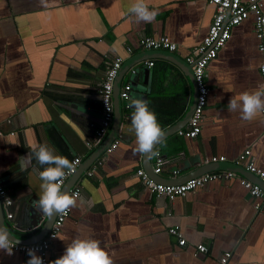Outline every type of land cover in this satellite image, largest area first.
I'll return each mask as SVG.
<instances>
[{
	"label": "crops",
	"instance_id": "obj_1",
	"mask_svg": "<svg viewBox=\"0 0 264 264\" xmlns=\"http://www.w3.org/2000/svg\"><path fill=\"white\" fill-rule=\"evenodd\" d=\"M133 2L0 0V179L12 200L7 206L0 199V218L23 241L49 233L57 214L48 217L35 207L42 191L39 172L47 165L25 158L30 146L48 144L70 161L80 157L72 180L87 201L71 209L52 241L51 255L62 256L76 238H91L113 264H218L225 251L232 253L229 264H264V205L255 209L258 200L240 185L238 172L172 201L152 194L136 174L142 169L157 181L177 184L234 169L264 189L239 160L249 149L247 161L264 168V112L245 121L239 112L227 110L231 98L264 85L254 18L234 26L207 64L209 92L201 131L187 138L171 127L193 106V63L187 58L207 34L214 7L207 0H147L159 14L151 23H137L127 11ZM148 35L166 36L177 48L155 55L138 46V39ZM114 56L123 59L115 80L119 93L127 84L132 89L127 100L113 91V111L118 98L122 110L117 148L103 151L88 166L109 133L87 146L101 118L97 90L106 62ZM133 97L148 102L164 132L153 149L165 158L159 175L152 170L155 155L134 152L133 109L128 107ZM212 156L225 160L212 162ZM65 187L66 182L62 192ZM172 226L181 229L184 246L169 234ZM199 243L207 246L206 253L196 251ZM28 259L19 251L8 255L0 250V264H26Z\"/></svg>",
	"mask_w": 264,
	"mask_h": 264
},
{
	"label": "built area",
	"instance_id": "obj_2",
	"mask_svg": "<svg viewBox=\"0 0 264 264\" xmlns=\"http://www.w3.org/2000/svg\"><path fill=\"white\" fill-rule=\"evenodd\" d=\"M207 2L214 7V13L210 26L202 42L195 48L194 55L187 58L189 62L193 63V76L197 87V96L192 114L185 127L177 131L179 135L187 138H195L201 131L209 92L208 84L205 79V70L207 64L210 60L216 57L217 52L225 45L230 37L232 28L246 20L249 16L254 18V33L258 39V50L262 56V63L260 64L259 69L261 74L264 75V0H207ZM138 46L146 50L161 49L174 51L177 48V45L168 37L152 35L140 37L138 39ZM127 50L131 51V47H128ZM122 62L123 59L120 56H114L106 62L104 76L97 90L98 100L101 106V118L97 125H93V139L92 142H86L87 146L99 144L109 132L114 112L112 102L114 83L120 71ZM146 63L147 66L153 65V61H147ZM132 73H135V69L132 70ZM131 89L132 86L130 84L125 85V87L119 93L120 98L127 100L129 98V92ZM11 134H13V132H11ZM118 144L119 139L115 138L105 149V152H112L117 148ZM155 153L157 154L155 155V164L152 170L155 175H159L162 171V166L165 163V158L160 152L156 151ZM249 154L250 150L246 149L239 155V160L243 161V168L246 171L252 173L259 181L264 182V168H260L253 162L247 161ZM224 160V156H212L210 158V161L212 162H222ZM71 162L74 164V169L72 171L65 169L66 175L61 181V189L64 186L66 180L77 171V168L81 163V159L79 156H75ZM101 162L102 161H99L98 164ZM177 171L178 170L176 169L173 172L176 173ZM92 172L93 171L89 170L87 174L90 176L92 175ZM136 174L139 176L144 186L152 194L157 197H165L172 201L175 198L185 196L190 191L206 186L211 181L231 179L237 173L231 170L207 172L196 177L188 178L177 184L157 181L142 169H137ZM239 176L238 181L240 185L247 190L252 198L258 200V202L255 203V209L258 210L264 205V189L258 182L247 177ZM68 193H78L79 196H81V187L75 184L69 189ZM0 199L7 206L12 202L7 190L2 184L1 179ZM70 211H68L66 215H56L51 229L45 238L33 242L19 241V243L13 248V251H19L27 254V250L29 248L36 249L37 255L43 258L44 264H51L52 261L60 257L59 255H51L52 241L59 234L61 226L68 217ZM7 216L9 218L12 217V213H8ZM168 232L169 234L178 238L179 246L185 245L186 241L183 238V233L178 226L170 227ZM196 251L199 253H206L207 246L203 243H199L196 245ZM231 255V251L223 252L219 256L218 264H229Z\"/></svg>",
	"mask_w": 264,
	"mask_h": 264
},
{
	"label": "clouds",
	"instance_id": "obj_3",
	"mask_svg": "<svg viewBox=\"0 0 264 264\" xmlns=\"http://www.w3.org/2000/svg\"><path fill=\"white\" fill-rule=\"evenodd\" d=\"M128 14L136 18L137 23H151L159 14L158 9L149 5L147 0H134L128 8ZM128 107L133 109L131 115V131L135 133V153L141 155H156L153 151L156 143L160 142L164 132L157 120L156 114L150 110L148 102L143 98H131ZM110 110V109H109ZM227 110L239 112L242 120L251 121L258 113L264 112V85L252 92H243L238 97L230 99ZM30 153L25 157L29 163L35 158L37 164L44 167L39 172L42 181L41 194L35 202L36 210L48 217L53 214H64L72 208L87 203L79 194L61 191V181L66 175L65 169L72 171L74 164L66 156L56 153L48 144L32 145ZM19 241L14 239L6 228L0 226V250L8 255L13 254V248ZM29 259L26 264H44L43 258L37 255V250H27ZM51 264H113L112 259L96 239H74L66 247L62 256Z\"/></svg>",
	"mask_w": 264,
	"mask_h": 264
},
{
	"label": "water",
	"instance_id": "obj_4",
	"mask_svg": "<svg viewBox=\"0 0 264 264\" xmlns=\"http://www.w3.org/2000/svg\"><path fill=\"white\" fill-rule=\"evenodd\" d=\"M153 51V50H152ZM156 52H155V55H158V52H159V50H155ZM192 67H193V65H192ZM121 69V68H120ZM121 74V70L119 71V73H118V75H117V79L116 80H118V78H119V75ZM190 78H191V75H190ZM192 80V83H193V86H194V91H195V94H194V98H195V100H194V102H193V106H192V108H191V110L189 111V113L186 115V117L184 118V123H183V121L182 122H180L179 124H176V125H174V126H172L171 128H175L176 127V130L175 131H178L179 129H181V127L185 124V122H187L188 120H189V118H190V116H191V114H192V111H193V108H194V105H195V101H196V96H197V87H196V83H195V80H194V77H193V79H191ZM116 82V86H115V84H114V92H118V95H119V90H120V88H119V82L117 83V81H115ZM116 88V89H115ZM114 94V93H113ZM121 116H122V110H121V105H120V100H119V98H118V102L114 105V113H113V120H112V127H111V129H110V131H109V133H108V136H107V138H106V142L102 145V146H100L97 150H96V152H95V155L92 157V159L89 161V164H88V166H90L92 163H93V161L95 160V158L96 157H98L100 154H102V152L103 151H105V149L111 144V142L116 138V135H117V129H118V126H119V124H120V121H121ZM186 125V124H185ZM184 125V126H185ZM170 128V129H171ZM172 129V130H173ZM166 131V130H165ZM169 133V130H168V132H166V134H168ZM158 143H156V145H157ZM155 145V146H156ZM236 165V164H235ZM87 166V167H88ZM227 169H229V168H227ZM231 169V168H230ZM233 171H234V169H233ZM235 172H238L240 175H242V176H245L243 173H241V172H239V171H235ZM250 173V172H249ZM252 174V173H251ZM74 178V176H72V178L70 177L68 180H70V181H66V187H65V192H67L68 193V191H69V189L74 185V183H75V181H73L72 179ZM248 178V177H247ZM262 183H264V182H262ZM56 216V215H55ZM55 218V217H54ZM0 225L1 226H3L4 228H6L7 230H8V232H9V234L14 238V239H16V240H18V241H23L21 238H19L18 236H16L15 234H13L8 228H7V226L5 225V223H4V220H3V217H1L0 218ZM29 240V239H28Z\"/></svg>",
	"mask_w": 264,
	"mask_h": 264
}]
</instances>
